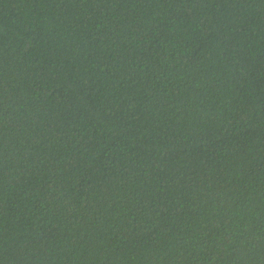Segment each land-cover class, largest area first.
Segmentation results:
<instances>
[{
  "label": "trees",
  "instance_id": "1",
  "mask_svg": "<svg viewBox=\"0 0 264 264\" xmlns=\"http://www.w3.org/2000/svg\"><path fill=\"white\" fill-rule=\"evenodd\" d=\"M0 264H264V0H0Z\"/></svg>",
  "mask_w": 264,
  "mask_h": 264
}]
</instances>
